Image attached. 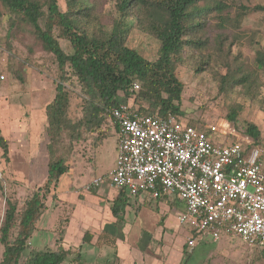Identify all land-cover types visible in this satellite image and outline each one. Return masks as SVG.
Listing matches in <instances>:
<instances>
[{
	"label": "trees",
	"instance_id": "16d2710c",
	"mask_svg": "<svg viewBox=\"0 0 264 264\" xmlns=\"http://www.w3.org/2000/svg\"><path fill=\"white\" fill-rule=\"evenodd\" d=\"M64 1L65 8L61 10L58 0H0L8 11L6 38L30 26L34 40L54 57L59 70L55 95L45 107L47 174L42 185L28 190L22 199H5L0 222V264H62L65 260L69 264H90L83 263L80 252L69 258L71 251L63 248L65 224L59 226V222L60 228L57 226L53 238L42 247L30 246L29 238L48 209L44 198L50 196L56 203L60 201L55 189L60 179L70 173L69 160L75 142L88 140L94 154L116 132L110 110L120 103V93L132 97L136 109L142 113L181 116L183 84L175 70L192 52L212 47L216 51L208 52L196 71L212 60L222 64L225 72L219 76L220 92L232 91L237 86L250 92L255 86L256 71L264 72V43L255 50L253 66L244 65L239 54L229 57L234 39L226 45L227 28L239 25L248 11L264 12V5H240L230 17L233 0H116V15L106 26L99 20L96 4L99 0ZM210 17L217 20L214 40L209 36ZM133 28L159 41L156 58L146 59L127 45ZM58 38L68 41L69 52L61 48ZM74 79L80 87L81 116L76 120L68 114ZM133 82L139 83L137 92L130 91ZM239 110V105L230 107L227 113L230 122H236ZM237 128L249 139V147L256 145L259 131L254 124H237ZM0 147L7 159L8 140L1 130ZM131 197L136 196L120 188L113 199L110 210L117 221L122 219L118 215L124 212ZM91 237L85 232L83 243ZM190 253L183 249L184 255Z\"/></svg>",
	"mask_w": 264,
	"mask_h": 264
},
{
	"label": "rangeland",
	"instance_id": "374dc122",
	"mask_svg": "<svg viewBox=\"0 0 264 264\" xmlns=\"http://www.w3.org/2000/svg\"><path fill=\"white\" fill-rule=\"evenodd\" d=\"M87 1L91 3L95 0ZM115 2L116 0H99L96 3L99 20L106 26H110L116 15ZM232 2V8L229 10L230 17L235 15L240 5L246 7L264 5V0H233ZM58 4L60 9L64 10L65 1L58 0ZM7 13V9L0 3V74H3L4 78L5 75L8 76L7 80H3L4 83L10 82L9 90L0 93V95L5 98L4 103L11 102L16 105L17 117L15 120H17L16 126H18L19 131H16V134L20 133L30 144L34 153L38 154L37 152L40 151V154L34 156V159H37L36 165H34L35 160H32L31 164L28 165L34 168L36 172L34 175L33 172L30 174L26 172L27 165L11 164L0 157L2 173V177H0V222L4 214L7 197L22 199L28 190L41 186L44 182L42 172L46 169L48 160L45 106L55 95V86L59 75L54 57L45 53L34 40L30 26L16 32L13 37L6 38ZM212 15L213 13L210 16ZM209 21L212 24L209 36L211 40H214L218 32V28L214 26L217 20L210 17ZM227 32L229 34L226 45L228 46V42L234 39L229 57L239 54L244 65L253 66L255 50L264 43V12L248 11L240 24L230 26L227 28ZM58 41L65 52L70 51L67 40L58 38ZM127 45L136 49L146 59L152 60L157 56L159 41L133 28L128 35ZM215 51L214 47L208 51H194L177 66L175 74L183 84L180 103V109L183 112L181 117L184 121L195 125H204L220 118L229 120L227 118L228 110L231 106L239 105L240 110L233 125L240 135L242 133L237 128V124L239 126L247 123L255 125L259 131L255 144L262 149L264 162V72L262 70L256 71L253 77L255 86L250 92H246L242 86H237L229 92H220L219 76L225 72L222 64L212 60L204 65L203 69L196 71L198 64L207 58L208 52L212 54ZM71 90L68 114L73 120H76L81 116V108L80 97L78 96L80 87L76 84L75 79ZM119 97L121 101L131 103L134 108L137 107L132 97L126 98L121 93ZM29 98L34 101L40 99V103L30 104L26 101ZM113 134L94 154L90 151L88 140L75 142L74 154H71L69 160L72 166L70 173L60 179L59 185L55 189L57 195L66 199H69L71 192L78 195L88 193V195L93 196L95 194L99 198L96 200L95 197L88 196L86 204L80 202L77 210H72L75 205L72 206L67 203L59 205L50 196L44 198L48 209L37 223L38 229L35 232V239L29 242L30 246L42 247L51 240L59 222V226H61V224L68 222V218H72L80 223L83 216L86 218V214L87 217L90 214L93 217L91 211L97 209L98 205L101 206L98 207L101 210L103 206L112 204V200L119 192L118 188L105 184L99 188L86 187L94 177L105 176L115 165L116 134L115 132ZM6 139L8 145L12 143L13 147L17 148L14 133L8 135ZM144 196L145 194H141L138 199L134 197L129 199L124 222H128L130 225V240L140 236L144 238L147 234L157 235L161 232L160 230H165L164 236L144 246L148 249L147 254H150L151 251L150 255L160 259L163 264H264V256L261 252L256 248L249 247L237 237L224 236L217 242H212L208 235L194 247L189 256L184 255L183 249L187 246V237L190 233L178 223L176 212L183 208V204L176 201L171 211H167V209L163 211L164 205L162 203L155 204L149 199L144 200L142 199ZM168 200L172 201L171 199ZM167 203L170 204L171 202ZM171 205L173 204L171 203ZM102 216L104 217V215ZM93 219L96 221L95 217ZM110 251V246L104 247L101 255L97 256L98 258L93 263H101L105 258L104 256L110 258V262L114 261L113 257L111 259L112 255L108 256L107 252ZM1 253L2 245L0 244V258ZM76 254L77 252L73 251L69 258ZM62 264H69L68 260L63 261Z\"/></svg>",
	"mask_w": 264,
	"mask_h": 264
},
{
	"label": "built area",
	"instance_id": "2783aa9c",
	"mask_svg": "<svg viewBox=\"0 0 264 264\" xmlns=\"http://www.w3.org/2000/svg\"><path fill=\"white\" fill-rule=\"evenodd\" d=\"M138 89L139 83L133 82L130 91ZM110 114L116 126L115 165L86 188L105 184L124 188L130 196L181 202L177 221L190 233L188 252L208 235L212 242L237 237L264 252V162L259 146L249 147V139L225 118L195 125L173 113H142L126 101Z\"/></svg>",
	"mask_w": 264,
	"mask_h": 264
},
{
	"label": "crops",
	"instance_id": "0c3cea01",
	"mask_svg": "<svg viewBox=\"0 0 264 264\" xmlns=\"http://www.w3.org/2000/svg\"><path fill=\"white\" fill-rule=\"evenodd\" d=\"M6 78L8 79V76L5 75L4 79ZM4 79L0 80V93L2 92L5 93L10 88V82L4 83L3 82ZM4 100L5 98L2 95H0L1 135L6 138L8 135H11V133H14L15 140L17 141L16 144L17 148L13 147L12 143H10L8 145L7 159H5L2 156V149L0 147V157L4 159V161L9 162L11 164H19L22 166L27 165L26 172L29 174L33 172L34 175L36 173L34 171V168H31L28 165L31 164L32 160H35L34 165L37 164V159H34L35 158L34 156L35 155L38 156V154H40V151L37 150L38 154L34 153L32 148H30V144L24 139V137H22L20 133L16 134V131H18V126H16L17 120H15V118L17 117L16 105L11 102L4 103ZM36 100L37 99H35V101ZM26 101L30 102V104L40 103V99L35 102L31 98H29ZM31 146L35 148L34 145ZM46 174H47V163H46V169L42 172L43 179H45ZM88 196L95 197L96 200L99 198L95 194L93 196L88 195V193L86 194L82 193L78 195V194H74V192H71V196L69 197V199L61 197L60 195H57V198H59L60 200L58 202L59 205L64 203H67L68 205L73 204L75 205V207H72V210H77L79 209L80 202L86 204V199ZM134 198L138 199L139 196H136ZM142 199L144 200L149 199V201L155 204L162 203L164 205L163 211H165L166 209L167 211H171V209L174 208V205L176 203V200L172 198H168V199H171L173 202L169 201L168 199L167 201L166 199L165 200L158 199L157 201L150 198L146 194ZM167 202L169 203L171 202L173 205H171V203L168 204ZM137 204H140V202H137ZM111 206L112 204H110L109 206L105 205L103 206V208H101V210H99L98 207L101 206L98 205L97 209L91 211L93 217L96 218V221H94L91 214L88 217L86 214V218L85 216H83L80 223L72 218L70 219L68 218V222H65L64 225L66 229V233L64 235L63 248L65 250H70L71 253L73 251H76L77 253L80 252L83 261L90 264H163V262L160 259L150 255L151 251L150 254H147L148 249L144 246L148 245L149 243H152L155 239L164 236L165 230L164 229L160 230L161 232L157 233V235L147 234L146 236H144V238L140 236L138 238L135 237L133 238V240H130L129 237V234L131 233L130 225L128 222H124L128 205L125 207L123 213H119L118 216L122 218L120 221H117L116 217L113 216V214L111 213L110 210ZM104 209H106L107 211H105ZM176 212L178 213L179 211ZM102 215H104V217ZM90 221H92L93 223H91ZM164 221L166 222V219ZM85 232L90 233L92 237L90 241L83 243L82 238ZM33 239H35V233L31 238H29V242L33 241ZM108 246L111 247V251L107 252L108 256L112 255L111 259L113 257L114 261L110 262V258L104 256L105 258L104 260H102L101 263H93L101 255L102 253L101 251L104 250V247H108ZM79 247L80 250H78Z\"/></svg>",
	"mask_w": 264,
	"mask_h": 264
}]
</instances>
